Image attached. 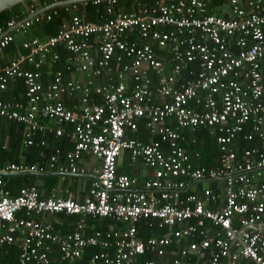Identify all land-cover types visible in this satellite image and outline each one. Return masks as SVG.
<instances>
[{"label":"built area","instance_id":"1","mask_svg":"<svg viewBox=\"0 0 264 264\" xmlns=\"http://www.w3.org/2000/svg\"><path fill=\"white\" fill-rule=\"evenodd\" d=\"M103 1L102 23L74 15L50 37H25L57 8ZM209 1L160 0L124 13L115 12L118 0H52L56 7L38 14L32 0L25 19L0 27V56L21 35V52L0 67V94L20 80L25 98L0 97V120L24 126V147H44L34 141L39 133L73 143L62 164L59 150L43 165L0 163V250L16 243L15 264H264V0H227L219 15L208 13ZM59 48L72 77L55 71L45 81L40 69L54 68ZM64 95L77 103L68 108ZM200 128L215 134L217 167L184 150L185 132ZM240 134L258 145L239 152ZM123 151L151 171L141 187L137 177L117 175ZM83 155L100 164L81 201L43 198L35 187L12 194L2 179L84 176ZM56 214L77 217L69 232L46 221ZM99 219L125 227L88 224ZM145 230L164 233L145 238Z\"/></svg>","mask_w":264,"mask_h":264},{"label":"trees","instance_id":"2","mask_svg":"<svg viewBox=\"0 0 264 264\" xmlns=\"http://www.w3.org/2000/svg\"><path fill=\"white\" fill-rule=\"evenodd\" d=\"M36 4V8L44 9L52 4V0H34ZM160 0H118L115 5V12H124L129 13L133 12L140 5H154L156 2ZM227 0H211L207 3L208 5V13L219 15L222 12L221 7L226 4ZM32 4V0H24L21 3H18L4 11L0 12V27H5V24L11 20L12 18L18 19V21L25 19L29 15V8ZM106 1L101 2L100 4L93 5L88 3L85 7H79L78 10L75 11H64V8H57L58 15L53 17L50 22L44 23L42 26L35 25L33 26L25 35V37H37L39 39H44L46 37H50L58 32L63 26L69 24L71 18L74 15H79L84 18V21L87 22H96L102 23L104 22L108 16L106 14ZM96 46L91 47V51H95ZM60 59L55 64L54 68L47 69V67H42L40 72L43 76L50 78L52 72L62 71L64 80H68L72 77L71 72L67 71L68 63L66 62L69 54L63 48H59ZM21 52L19 40L16 38L12 43L8 45V47L3 51L0 56V67L3 66L6 60L10 57H13ZM27 70H33L32 67L27 66ZM106 78L100 77L95 80L98 82H104ZM11 84V83H10ZM7 85V89H9V85ZM15 88L10 87V92H6L3 96H0L4 101H12V102H24L25 98L23 94L20 92V87L22 83L20 80L15 81ZM23 87V86H22ZM6 89V90H7ZM24 89V88H23ZM97 102H100V97L93 96ZM62 100L65 101L66 106L68 108H72L73 105L77 103V96L71 95L68 97L64 95ZM23 131L24 126L21 124H17L15 122L0 120V163L6 162H25L30 164H38L43 165L46 164L49 157L53 155L56 150H59V154L57 155L59 164L65 162V153L68 150L73 148V143L65 136L63 137H55L54 135H42L36 134L34 136V141L38 144L40 141H45L44 147H24L23 146ZM250 128L246 127L244 132H249ZM186 133V141L182 144L186 153L190 156L193 153L198 152L200 154V160L198 162L199 165L205 167H217L218 159H219V147L216 143L215 134L211 133L210 128H200L194 134ZM140 139L145 140L144 125L140 124ZM195 138L196 142H192L191 139ZM239 152H242L245 149H250L254 146L258 145V142L252 141H244L242 140V135L240 134L237 138ZM42 153L41 156L39 153ZM124 152V153H123ZM122 159L117 161V175H127L129 177H137L138 168L137 166H133L130 161V156L127 151H123ZM121 157V156H120ZM122 161V162H121ZM132 164V166H131ZM135 164V163H134ZM70 180V185L68 186V190L70 193L74 192L77 187L85 184V190H89L91 183L94 179L91 178H68L63 177ZM3 181L6 183L7 188L11 191L12 194H16L17 190L21 187H35L39 191V194L43 198H47L51 195V191L53 189H57L59 186H63L60 180H63L61 177L57 176H9L2 177ZM139 180V179H138ZM139 180V187H141ZM198 191L197 194L201 193V186L197 185ZM209 187L211 189L216 188V183H209ZM190 190H187L186 194L190 193ZM57 195V194H56ZM69 195V194H68ZM59 196V195H58ZM63 198H70L65 195ZM73 199V198H71ZM75 200V199H73ZM80 201V200H75ZM36 217H34L35 219ZM37 219V218H36ZM77 220L76 216L66 215V214H56L52 216H48L46 221L51 222L53 226L62 231L69 232L72 224ZM88 224L93 225L96 229L105 230L109 227L124 229V225L110 221L108 219H99V220H89ZM145 238L149 236V234L153 236L162 235L164 232L160 231H152L149 230L143 231ZM18 248L17 244H11L9 246H5L2 250H0V264H15L18 256Z\"/></svg>","mask_w":264,"mask_h":264},{"label":"crops","instance_id":"3","mask_svg":"<svg viewBox=\"0 0 264 264\" xmlns=\"http://www.w3.org/2000/svg\"><path fill=\"white\" fill-rule=\"evenodd\" d=\"M17 40H20V38L17 39ZM44 78H45L44 79L45 81L48 80V78L46 76H44ZM15 86H16V84H14V82H12L9 85V89H7L6 91L2 92L0 94V96H3L6 92H10V87L11 88H13V87L15 88ZM19 87H20L21 94H23V91H24L23 87L22 86H19ZM139 137H140V134H139ZM123 153L121 154V157L118 160L122 159ZM77 163H78V165L80 167H83L86 170L87 174L84 175L85 177H68V176H65V175H71V174H62L63 176H58V175H56V176L57 177H61L62 179H63V177L83 178V179H85V178L94 179V177H96L95 170H96V168H98L100 162L97 159H95L93 156H91V155H83L82 158ZM135 165L138 168L137 178L140 180V183H143V181L149 176L151 171L145 169L144 167H142L141 163L138 162V161L135 164H133V166H135ZM131 166H132V164H131ZM50 174H61V173L52 172V173H48V175H44V176H53V175H50ZM31 176L40 177L38 175H31ZM60 182L63 184V186H59L57 189H53L51 192L56 193L57 195H59L61 197L67 195L70 198H73L75 200H80V201L83 200V198L87 195V190H85V188H84L85 184H83V183H82V185L77 187V189L74 192L70 193V191L68 190V186L70 185V180L67 179V178H64L63 180H60ZM199 185L201 187L206 186V184H204V183H201Z\"/></svg>","mask_w":264,"mask_h":264},{"label":"water","instance_id":"4","mask_svg":"<svg viewBox=\"0 0 264 264\" xmlns=\"http://www.w3.org/2000/svg\"><path fill=\"white\" fill-rule=\"evenodd\" d=\"M22 1H24V0H0V12L6 10V9L18 4V3H21ZM54 7H56V6L55 5L54 6L50 5V6L46 7V8H44V9L38 10L37 13L40 14V13H42L44 11H47L49 9H52ZM46 175H48V174H46ZM50 175L63 176L62 174H50ZM9 176H15V175L14 174L6 175V177H9ZM38 176H41V175H38ZM42 176H44V175H42ZM65 176H68V177H85V176H78V175H65ZM94 179H97V177H94Z\"/></svg>","mask_w":264,"mask_h":264},{"label":"rangeland","instance_id":"5","mask_svg":"<svg viewBox=\"0 0 264 264\" xmlns=\"http://www.w3.org/2000/svg\"><path fill=\"white\" fill-rule=\"evenodd\" d=\"M21 37L20 34H16V39H19Z\"/></svg>","mask_w":264,"mask_h":264}]
</instances>
